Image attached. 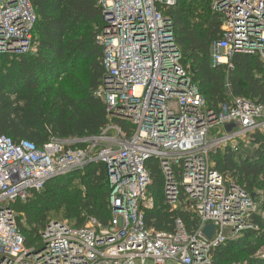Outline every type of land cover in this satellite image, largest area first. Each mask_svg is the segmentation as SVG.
Listing matches in <instances>:
<instances>
[{
    "label": "built area",
    "instance_id": "built-area-1",
    "mask_svg": "<svg viewBox=\"0 0 264 264\" xmlns=\"http://www.w3.org/2000/svg\"><path fill=\"white\" fill-rule=\"evenodd\" d=\"M176 2L100 0L105 25L96 41L105 77L94 97L106 106L108 123L99 135L52 137L42 147L0 135V264H214L213 249L259 230L262 203L219 173L211 156L248 149L264 132V106L230 95L218 111L207 107L164 15ZM213 9L222 23L213 65L229 72L236 54L264 64V0H213ZM36 21L31 0H0V55L32 53ZM150 160L164 179L166 204L176 209L183 202L198 217L193 234L181 220L170 233L147 226ZM92 164L108 170V225L50 220L37 245L27 247L15 205ZM208 225L215 227L211 240L202 234Z\"/></svg>",
    "mask_w": 264,
    "mask_h": 264
},
{
    "label": "trees",
    "instance_id": "trees-1",
    "mask_svg": "<svg viewBox=\"0 0 264 264\" xmlns=\"http://www.w3.org/2000/svg\"><path fill=\"white\" fill-rule=\"evenodd\" d=\"M31 2L37 17L34 51L20 57L0 55V135L38 147L52 137L99 135L108 123L106 106L94 97L105 77L104 50L96 41L105 25L100 0ZM164 15L173 22L181 63L209 109L218 111L230 95L264 106V64L257 56L234 55L229 72L225 65H213V45L222 37L221 15L214 11L213 0H177ZM84 65L85 78L79 73ZM211 159L219 173L255 195L264 212V132L253 135L248 149L236 153L217 150ZM147 168L151 173L148 196L153 200L152 209L145 211L147 226L170 233L181 220L193 234L199 227L198 217L186 211L183 202L171 209L165 201L158 164L150 160ZM80 182L82 188L70 194L72 186ZM110 194L108 170L103 164L50 180L41 193L15 205L27 247L37 245L52 211L64 210V219L77 227L89 218L108 225ZM254 222L258 231L246 232L213 249L212 262L238 264L236 252L245 250L247 264H264V254H257L264 244V217H255Z\"/></svg>",
    "mask_w": 264,
    "mask_h": 264
},
{
    "label": "rangeland",
    "instance_id": "rangeland-1",
    "mask_svg": "<svg viewBox=\"0 0 264 264\" xmlns=\"http://www.w3.org/2000/svg\"><path fill=\"white\" fill-rule=\"evenodd\" d=\"M85 68H86V65H84L79 71V73L82 75L83 78L86 77V71H85ZM82 188V184L81 182L80 183H77L75 185L72 186L71 188V193H77V191L79 189ZM85 191V190H84ZM83 196V192L80 193V196ZM78 200V199H76ZM64 210L60 211V212H49L48 214V219L49 220H60V221H64ZM69 221V220H68ZM73 223V222H72ZM74 224V223H73ZM237 254V258H238V264H247V259H248V252L245 251V250H237L236 252ZM257 254H264V244L260 245V247H258V251H257ZM173 264H178V263H173Z\"/></svg>",
    "mask_w": 264,
    "mask_h": 264
},
{
    "label": "water",
    "instance_id": "water-1",
    "mask_svg": "<svg viewBox=\"0 0 264 264\" xmlns=\"http://www.w3.org/2000/svg\"><path fill=\"white\" fill-rule=\"evenodd\" d=\"M232 128L233 126H228L227 130H231ZM214 231L215 227L213 225H208L203 229L202 234L204 235V237H206V239L211 240L213 238Z\"/></svg>",
    "mask_w": 264,
    "mask_h": 264
}]
</instances>
